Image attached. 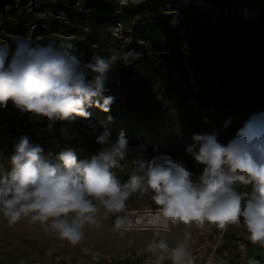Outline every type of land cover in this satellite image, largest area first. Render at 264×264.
Wrapping results in <instances>:
<instances>
[{
    "label": "rangeland",
    "instance_id": "rangeland-1",
    "mask_svg": "<svg viewBox=\"0 0 264 264\" xmlns=\"http://www.w3.org/2000/svg\"><path fill=\"white\" fill-rule=\"evenodd\" d=\"M82 1L0 0V42L14 46L19 36L41 44L71 40L84 62L94 54L129 53L131 63L115 64L107 83L106 94L115 97L110 111L91 107L89 117L57 120L49 130L46 117L34 118L9 100L0 108V140L10 136L16 142L26 134L51 161L66 147H73L78 159H88L101 149L95 136L104 128L110 131V139L123 130L133 155L137 150L145 158L170 154L183 159L198 175L202 166L184 151L192 134L219 132L237 114L230 100L232 84L242 73L225 59L239 53L241 60L264 71V0H115L117 10L106 13L82 8ZM100 17L104 21L98 22ZM143 18L157 28L155 45L145 34L135 33ZM191 48L197 50L196 57H191ZM143 51L155 54L156 62L150 68L133 64ZM204 51L207 57H199ZM133 155L127 167L115 170L122 183L131 173ZM10 156H0V172L11 170ZM156 210L154 203L134 195L122 214L104 217L101 211L99 225L86 227L76 243L39 223L20 220L10 224L0 217V264L102 263L125 250L153 253L150 246L161 240L175 247L185 233L190 234L191 255L204 260L212 255L214 264H249L250 260L264 264V244H254L245 229L231 224L225 230L213 224L184 223H169L167 230L116 228L119 215ZM163 259L171 258L165 254Z\"/></svg>",
    "mask_w": 264,
    "mask_h": 264
},
{
    "label": "clouds",
    "instance_id": "clouds-1",
    "mask_svg": "<svg viewBox=\"0 0 264 264\" xmlns=\"http://www.w3.org/2000/svg\"><path fill=\"white\" fill-rule=\"evenodd\" d=\"M118 62L131 63L130 54H94L84 62L71 40L41 44L19 36L14 46L0 42V108L11 100L21 112L46 117L49 130L57 120L89 117L91 107L107 113L115 100L106 94L107 83ZM110 135L104 128L95 136L102 147L88 159H78L76 150L66 147L56 161L26 134L19 135L11 170L0 172V217L10 224L39 223L76 243L86 227L99 225L101 211L104 217L122 214L135 195L157 206L150 218L157 229L184 223L225 230L231 224L245 229L254 244H264V110L251 113L227 143L215 129L193 133L184 151L202 166L198 175L170 154L145 158L137 150L133 155L123 130L115 139ZM130 155L133 167L122 183L115 170L127 167ZM129 223L127 215H119L116 228L122 231ZM189 240L185 233L172 248L163 240L153 243L156 264L165 254L173 264H194Z\"/></svg>",
    "mask_w": 264,
    "mask_h": 264
},
{
    "label": "trees",
    "instance_id": "trees-1",
    "mask_svg": "<svg viewBox=\"0 0 264 264\" xmlns=\"http://www.w3.org/2000/svg\"><path fill=\"white\" fill-rule=\"evenodd\" d=\"M72 6L73 3L69 5V7ZM84 6L88 9H94L97 13L113 12L117 10L115 0H83L80 3V7L84 8ZM141 7L144 9L151 8V6L144 5ZM98 19V22L104 21L101 17ZM135 29V33L145 34L146 39L150 43L154 45L157 43V28L153 27L151 21L143 18ZM196 51L197 50L194 48L190 49L191 57L197 56ZM199 57L205 58L207 57V53L205 51L201 52ZM225 61L228 64H234V66L240 68L242 74L240 80H235L232 84L234 88V98L232 97L230 102L236 106L237 114L228 127L218 132L219 139L222 143H227L236 135L237 130L244 125V122L249 118L251 113L264 110V71L259 70L256 65L253 66L241 60L239 53L234 57L226 58ZM155 62L156 58L154 53L143 51L133 61V64L143 68H150ZM11 140L12 137L10 136L0 140V156H9L13 153L15 142ZM157 151L163 152L161 148H157Z\"/></svg>",
    "mask_w": 264,
    "mask_h": 264
},
{
    "label": "built area",
    "instance_id": "built-area-1",
    "mask_svg": "<svg viewBox=\"0 0 264 264\" xmlns=\"http://www.w3.org/2000/svg\"><path fill=\"white\" fill-rule=\"evenodd\" d=\"M194 264H214V262H211L212 255H209L207 257V260H204L196 255H192ZM159 257L156 256L153 253L140 250V249H132V250H125L121 253H118L114 256L106 258L104 262L102 263H121L125 261H130L131 264H145L147 261L148 264H156V261ZM101 262L97 261H91L89 264H99ZM159 264H173L172 259H160Z\"/></svg>",
    "mask_w": 264,
    "mask_h": 264
},
{
    "label": "bare ground",
    "instance_id": "bare-ground-1",
    "mask_svg": "<svg viewBox=\"0 0 264 264\" xmlns=\"http://www.w3.org/2000/svg\"><path fill=\"white\" fill-rule=\"evenodd\" d=\"M156 211H151L150 213H138L135 215H132L130 212H127L125 215L129 217L130 220L129 225L131 227L130 229H135V230L157 229V227L154 224L150 223V218L156 214ZM161 230H165V229H161Z\"/></svg>",
    "mask_w": 264,
    "mask_h": 264
},
{
    "label": "crops",
    "instance_id": "crops-1",
    "mask_svg": "<svg viewBox=\"0 0 264 264\" xmlns=\"http://www.w3.org/2000/svg\"><path fill=\"white\" fill-rule=\"evenodd\" d=\"M99 264H131V262L125 261V262H121V263H99Z\"/></svg>",
    "mask_w": 264,
    "mask_h": 264
}]
</instances>
